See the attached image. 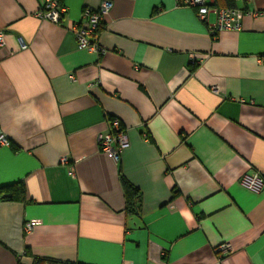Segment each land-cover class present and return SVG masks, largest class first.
<instances>
[{
    "label": "crops",
    "instance_id": "crops-1",
    "mask_svg": "<svg viewBox=\"0 0 264 264\" xmlns=\"http://www.w3.org/2000/svg\"><path fill=\"white\" fill-rule=\"evenodd\" d=\"M62 1L57 25L0 0V264H264V185L243 183H264V0H234L242 29L216 40L179 0H111L103 54L70 30L103 0ZM114 118L118 162L98 146Z\"/></svg>",
    "mask_w": 264,
    "mask_h": 264
},
{
    "label": "built area",
    "instance_id": "built-area-1",
    "mask_svg": "<svg viewBox=\"0 0 264 264\" xmlns=\"http://www.w3.org/2000/svg\"><path fill=\"white\" fill-rule=\"evenodd\" d=\"M236 2L248 3L250 0H235ZM179 4L194 8L197 16L201 21L207 24L209 34L212 39L216 40L220 33L225 31H240L242 29L243 10L237 7L218 8L214 5L213 0H179ZM113 8L111 0H103L97 8L86 7L82 12L80 21L73 23L70 30L75 35L78 46L81 50H87L96 54H103L105 50L99 44V32L107 23V18ZM67 9L60 0H41V8L37 16L43 20H47L54 24L60 25L64 22ZM216 15V22L210 23L209 15ZM4 43L3 32L0 31V44ZM27 46L22 45V49ZM191 64L196 65L197 60L191 55ZM112 131L100 134L98 137V146L101 151L109 153L115 161H119L120 154L129 147L127 135L122 128L119 119L114 118L110 122ZM11 142L7 136L0 131V146H10ZM69 164L68 160L63 161ZM245 186L251 190H259L263 187V180L255 175L253 177L246 176L243 180ZM32 225L27 224L26 231H32ZM227 255L231 252L229 244L221 245L218 253Z\"/></svg>",
    "mask_w": 264,
    "mask_h": 264
},
{
    "label": "trees",
    "instance_id": "trees-1",
    "mask_svg": "<svg viewBox=\"0 0 264 264\" xmlns=\"http://www.w3.org/2000/svg\"><path fill=\"white\" fill-rule=\"evenodd\" d=\"M63 4V1L60 0ZM233 1L234 0H227L228 3V7L227 8H231L234 7L233 5ZM217 5V4H214ZM123 187H124V191H125V195L127 198V211L129 213H138L139 211V206H140V200H141V196L139 193V190L136 189L134 186H132L131 184H129L126 181H123ZM17 192L18 195H14L13 199L15 200H19V201H25V191H24V187L22 184H19L17 186ZM1 198V197H0ZM58 262L56 261H52V260H48V259H38L36 261V264H57Z\"/></svg>",
    "mask_w": 264,
    "mask_h": 264
},
{
    "label": "water",
    "instance_id": "water-1",
    "mask_svg": "<svg viewBox=\"0 0 264 264\" xmlns=\"http://www.w3.org/2000/svg\"><path fill=\"white\" fill-rule=\"evenodd\" d=\"M11 195H7L6 197H10Z\"/></svg>",
    "mask_w": 264,
    "mask_h": 264
}]
</instances>
